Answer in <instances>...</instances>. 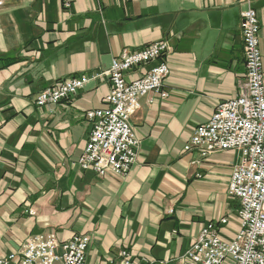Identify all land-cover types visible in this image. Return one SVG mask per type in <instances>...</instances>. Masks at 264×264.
I'll return each mask as SVG.
<instances>
[{"label": "crops", "instance_id": "crops-1", "mask_svg": "<svg viewBox=\"0 0 264 264\" xmlns=\"http://www.w3.org/2000/svg\"><path fill=\"white\" fill-rule=\"evenodd\" d=\"M252 6L264 74V0ZM245 7L240 0H75L69 10L60 0L6 2L0 9V255L46 232L59 240L89 235L88 264H106L121 248L138 259H178L200 228L220 217L227 222L219 235L234 237L238 203L225 187L238 153L215 152L191 164L197 152L183 146L244 81ZM160 39L171 48L168 95L140 98L131 117L136 161L124 176L81 169L77 159L90 130L84 112L105 106L107 77L56 104L39 107L36 94L63 78L101 73L123 50ZM179 264L197 263L181 258Z\"/></svg>", "mask_w": 264, "mask_h": 264}, {"label": "built area", "instance_id": "built-area-1", "mask_svg": "<svg viewBox=\"0 0 264 264\" xmlns=\"http://www.w3.org/2000/svg\"><path fill=\"white\" fill-rule=\"evenodd\" d=\"M8 1L17 0H0V9ZM73 1L60 0L63 9L70 8ZM253 1L240 0L246 5L240 13L245 76L238 94L219 101L208 119L194 127L183 146L185 152H197L198 159L192 164H199L200 159L215 152L236 150L239 154L225 187L226 194L238 203V230L232 239L225 240L219 229L227 222L226 217L203 225L181 256L197 264H221L226 258L232 264H264V74ZM170 50L165 39L134 52L123 50L105 71L63 78L36 94L38 106L58 103L79 93L90 80L107 77L110 88L105 106L84 112L90 130L77 159L81 169L98 176L107 172L124 176L130 170L139 148L131 117L140 108L143 95H168L164 89L169 73L165 57ZM141 68L144 71L139 76L127 78L129 72ZM89 241L85 233H75L65 240L53 233H33L16 250L0 255V264H88ZM181 258L138 259L129 249L121 248L106 264H179Z\"/></svg>", "mask_w": 264, "mask_h": 264}, {"label": "rangeland", "instance_id": "rangeland-1", "mask_svg": "<svg viewBox=\"0 0 264 264\" xmlns=\"http://www.w3.org/2000/svg\"><path fill=\"white\" fill-rule=\"evenodd\" d=\"M75 1V0H74ZM73 1V2H74ZM73 4V3H72ZM60 5H61V2H60ZM72 7V5L70 6V8ZM61 8L63 9V7L61 6ZM70 8H68V9H64V10H69ZM35 101V100H34ZM53 104H56V103H53ZM38 106V105H37ZM43 106H46V105H43ZM43 106H39V107H43ZM233 151H236V150H233ZM185 152V151H184ZM213 154V153H212ZM210 155V154H209ZM239 155V154H238ZM239 160V159H238ZM193 161V160H192ZM191 163V162H190ZM237 163V162H236ZM192 164V163H191ZM233 167V166H232ZM198 174V173H197ZM196 174V175H197ZM226 193V192H225ZM228 196V195H227ZM236 217H237V215H236ZM238 219V218H237ZM238 226H239V222H238Z\"/></svg>", "mask_w": 264, "mask_h": 264}, {"label": "trees", "instance_id": "trees-1", "mask_svg": "<svg viewBox=\"0 0 264 264\" xmlns=\"http://www.w3.org/2000/svg\"><path fill=\"white\" fill-rule=\"evenodd\" d=\"M5 60H6L7 63H10V62H12L14 60V58H5Z\"/></svg>", "mask_w": 264, "mask_h": 264}]
</instances>
